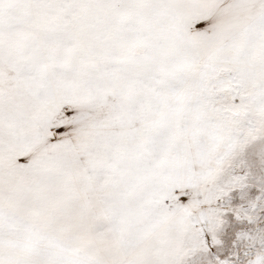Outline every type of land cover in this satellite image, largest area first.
<instances>
[{
    "label": "snow or ice",
    "instance_id": "1",
    "mask_svg": "<svg viewBox=\"0 0 264 264\" xmlns=\"http://www.w3.org/2000/svg\"><path fill=\"white\" fill-rule=\"evenodd\" d=\"M0 264H264V0H0Z\"/></svg>",
    "mask_w": 264,
    "mask_h": 264
}]
</instances>
